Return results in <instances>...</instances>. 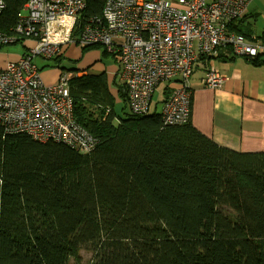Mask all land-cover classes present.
<instances>
[{
	"label": "trees",
	"instance_id": "16d2710c",
	"mask_svg": "<svg viewBox=\"0 0 264 264\" xmlns=\"http://www.w3.org/2000/svg\"><path fill=\"white\" fill-rule=\"evenodd\" d=\"M28 1L4 0L0 31ZM114 84L122 114L105 72L69 80L75 120L98 140L90 154L0 126V264H84V250L88 264H264V152L219 146L190 120L165 126L154 103L133 115Z\"/></svg>",
	"mask_w": 264,
	"mask_h": 264
},
{
	"label": "built area",
	"instance_id": "2783aa9c",
	"mask_svg": "<svg viewBox=\"0 0 264 264\" xmlns=\"http://www.w3.org/2000/svg\"><path fill=\"white\" fill-rule=\"evenodd\" d=\"M252 1L190 0L181 10L170 0H107L100 15L84 18L88 0H29L14 27L0 31V47L34 42L24 56L0 68V126L7 134H27L80 154L96 149L97 138L74 117L69 80L79 74H59L47 84L36 62L38 56L56 57L69 44L103 47L116 56V75L131 114H148L154 92L168 83L171 94L162 104V123L188 124L191 78L199 57H214L224 48L246 60L264 54L257 37L230 30ZM4 9L0 0V14ZM224 79L210 69L202 84L219 89Z\"/></svg>",
	"mask_w": 264,
	"mask_h": 264
},
{
	"label": "crops",
	"instance_id": "0c3cea01",
	"mask_svg": "<svg viewBox=\"0 0 264 264\" xmlns=\"http://www.w3.org/2000/svg\"><path fill=\"white\" fill-rule=\"evenodd\" d=\"M170 1L174 7L184 10L190 0ZM230 30L248 39L253 35L264 46V0H253L245 15L236 20ZM258 57V63L253 64L224 48L214 57H199L194 70L196 75L191 78L192 125L219 146L235 152H264V54ZM210 69L225 78L221 88L210 89L202 84ZM79 70L80 76L89 73L83 68ZM118 70L119 65L116 73ZM104 72L109 81L110 75L107 70ZM42 77L47 84L56 82V78Z\"/></svg>",
	"mask_w": 264,
	"mask_h": 264
},
{
	"label": "rangeland",
	"instance_id": "374dc122",
	"mask_svg": "<svg viewBox=\"0 0 264 264\" xmlns=\"http://www.w3.org/2000/svg\"><path fill=\"white\" fill-rule=\"evenodd\" d=\"M33 46H34L33 40H29L15 45H7L0 48V68L5 66L6 63H8L9 61L24 56L25 53L27 52V49L30 50ZM104 51L106 50L103 47H99V50H93L91 52L88 51L89 53L85 51L83 53V48L79 47L76 44L74 45L69 44L64 46L61 54H57L56 57L48 59L42 56H38L36 62L42 70L41 71L42 75L44 77H50V79H54V80L55 78L57 80L59 74H65L67 70H72L73 72L76 73L77 70L80 71L79 69L83 68L86 69L90 75L104 74V70H107L108 75H110L109 90L111 91L110 93L113 96V100L115 104L114 108L118 114H122L121 112L124 105L119 98H115L118 92H117V84L116 85L114 84V80L116 81L115 73L119 64L117 63V58L114 54L107 53L105 55ZM58 57H61L62 59L60 61H57ZM97 58L99 59L97 60ZM90 62L93 63L92 65L89 66L87 63ZM195 75L196 74H194L193 78L195 77ZM165 85L166 83L161 84L154 92L152 98L154 105L157 104L159 112H161L162 108L160 107V104L157 102H159L161 98L163 88ZM128 108L126 110L130 112L129 111L130 108L129 109ZM81 255L84 264H88L92 258V253L84 250L81 252ZM73 263L74 262L72 261L71 264Z\"/></svg>",
	"mask_w": 264,
	"mask_h": 264
},
{
	"label": "bare ground",
	"instance_id": "6f19581e",
	"mask_svg": "<svg viewBox=\"0 0 264 264\" xmlns=\"http://www.w3.org/2000/svg\"><path fill=\"white\" fill-rule=\"evenodd\" d=\"M57 38H59V37H57V36H52L51 37V39H57Z\"/></svg>",
	"mask_w": 264,
	"mask_h": 264
}]
</instances>
